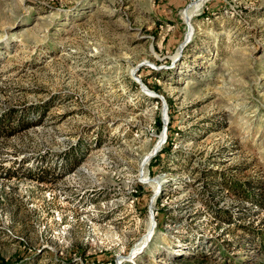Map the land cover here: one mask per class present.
Wrapping results in <instances>:
<instances>
[{
	"label": "rangeland",
	"instance_id": "rangeland-1",
	"mask_svg": "<svg viewBox=\"0 0 264 264\" xmlns=\"http://www.w3.org/2000/svg\"><path fill=\"white\" fill-rule=\"evenodd\" d=\"M8 110L0 264H264V0H0Z\"/></svg>",
	"mask_w": 264,
	"mask_h": 264
},
{
	"label": "trees",
	"instance_id": "trees-1",
	"mask_svg": "<svg viewBox=\"0 0 264 264\" xmlns=\"http://www.w3.org/2000/svg\"><path fill=\"white\" fill-rule=\"evenodd\" d=\"M16 113V112H15ZM15 113H12L11 114V110L9 111H6L5 113H3L1 116H0V135H12L14 133H16L17 131H19L20 129H24V128H27L31 125H33V123L35 122H38V120H36L35 122L31 121L29 116L26 115L25 113H22V114H18L16 116ZM14 123V127L13 129H8V126L9 125H13ZM10 162L14 163L13 165H9L8 168H6L3 172H1V177L3 178H12V177H19L20 175L23 176L24 178H27V179H35L41 183H53V182H56L58 180V178H56L55 181L51 182L49 179H47L45 177L46 175V172L44 171H41L40 170V173L39 175H36V176H33L32 174H30V171H31V166L27 167V166H24L25 164H28L29 160L28 158L24 157V156H21L20 158H14L12 160H10ZM3 163V160L0 159V167L1 168H4L2 166ZM16 165V168L12 169V167H15ZM25 170L27 172V174H23V172H19L20 174H17L16 171H22V170ZM245 192H248V195L249 194V189L245 188ZM260 196H259V207H261L263 205V202H264V192L263 190L260 191ZM257 237L260 241V243H264V230H258L257 231Z\"/></svg>",
	"mask_w": 264,
	"mask_h": 264
},
{
	"label": "bare ground",
	"instance_id": "bare-ground-1",
	"mask_svg": "<svg viewBox=\"0 0 264 264\" xmlns=\"http://www.w3.org/2000/svg\"><path fill=\"white\" fill-rule=\"evenodd\" d=\"M190 17H191V11H190V10H186V11H185V17H184V19L186 20V22H189V23L191 22V21H190ZM187 39H188V34H187L185 40H187ZM140 82H141V81H140ZM141 83H142V82H141ZM141 85H142V88L144 89V92L148 90V89H146V87L144 86L143 83H142ZM148 91H149V90H148ZM145 93H146V92H145ZM159 142H161V141H159ZM159 142H158L157 144H160ZM157 144H156V146H157ZM154 147H155V146H154ZM154 183H155V182H154ZM156 183H157V182H156Z\"/></svg>",
	"mask_w": 264,
	"mask_h": 264
},
{
	"label": "water",
	"instance_id": "water-1",
	"mask_svg": "<svg viewBox=\"0 0 264 264\" xmlns=\"http://www.w3.org/2000/svg\"><path fill=\"white\" fill-rule=\"evenodd\" d=\"M162 103L164 104V100H162ZM157 149H158V146H155V147L152 149V153H151V154H153L155 151H157Z\"/></svg>",
	"mask_w": 264,
	"mask_h": 264
}]
</instances>
